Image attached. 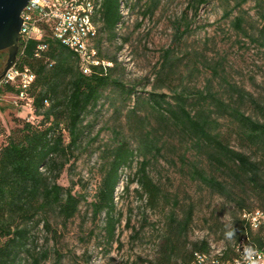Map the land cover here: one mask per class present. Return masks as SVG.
<instances>
[{"label": "trees", "instance_id": "16d2710c", "mask_svg": "<svg viewBox=\"0 0 264 264\" xmlns=\"http://www.w3.org/2000/svg\"><path fill=\"white\" fill-rule=\"evenodd\" d=\"M209 1H188L182 15L172 23L176 43L193 31L192 17ZM247 1L235 0L223 17L227 18ZM255 2L261 15V25L255 34L245 32V19L241 15L231 24L235 31L264 48V0ZM159 3L160 0L135 2L144 7L141 11L144 17L152 14ZM120 17L119 0H103L97 47L99 57L111 66L94 67L88 75L79 70L75 53L48 30L42 40L46 50L39 57L35 56L37 42L30 41L15 58L16 67H26L35 76L26 93L32 99V114L40 119L37 124L21 121V127L0 142V264H24L29 259L32 264H41L47 253L38 252L36 229L42 224L50 231L51 216L68 222L79 213L81 202H85L84 195L74 192L75 186L83 183L81 179H70L67 187L58 180L65 167L72 166L69 162L74 154L88 143L85 138L90 135L91 124L84 121L97 108L104 92L112 85L119 86L125 93L124 102L133 93L113 78L119 67L117 58L104 57L107 41L117 40L115 27ZM126 27L119 36L123 44L128 40L122 38ZM103 41L106 44L102 47ZM121 46L117 47L118 52ZM170 55L169 48L162 52L163 68L174 64ZM217 67L213 68V74ZM1 86L2 92L20 93L13 85ZM139 104L148 108L145 114L139 112ZM125 119L128 131L112 129V144L105 145L100 152L99 182L93 200L88 203L93 220L105 217L102 230L107 243L115 241L121 222L115 203L121 170L134 167L123 190L136 183V192L145 198L147 208L164 211L170 208L155 264L189 262L195 252L209 251L210 242L206 238L186 247L194 217L193 204L179 208L180 215L176 213L179 201L174 199L172 203L167 191L149 173L153 160L171 152L176 154V161L170 162L179 164L193 183L234 204L232 227L236 229V238L222 243L223 259L237 256L232 246L246 233L259 247L264 245V224L252 230L242 217L255 210L264 212V98L259 99L243 86L222 77L218 89L209 79L202 89L174 90L171 97L159 93L137 97ZM252 198L256 200L255 206L248 204ZM139 231L134 230L132 239L137 238Z\"/></svg>", "mask_w": 264, "mask_h": 264}, {"label": "rangeland", "instance_id": "374dc122", "mask_svg": "<svg viewBox=\"0 0 264 264\" xmlns=\"http://www.w3.org/2000/svg\"><path fill=\"white\" fill-rule=\"evenodd\" d=\"M188 1L160 0L153 13L145 17L141 14L144 7L134 3L129 18L132 21L122 34V38L127 37V42L107 41L104 57L115 56L119 63L113 78L126 89H132L133 93L124 102L125 93L119 86L112 85L104 92L97 108L86 115L84 124H91L90 135L85 138L88 143L74 154L69 162L73 163L72 166H66L58 180L59 184L67 187L70 179H81L83 183L75 186L74 192L84 195L85 202H81L79 213L68 222L51 216L50 231L42 224L36 229L38 252L47 253L41 264L156 263L170 208L166 207L165 211L147 208L145 198L136 192V183L130 184L127 191L123 190L134 173V167L121 170V179L115 191L116 211L121 222L111 244L105 240L102 230L104 215L93 220L88 207L99 182L100 152L105 145L112 144V129L128 131L125 114L137 97L144 98L149 93L171 97L174 90L202 89L209 79L218 89L220 79L227 77L259 99L264 98V48L235 31L231 24L236 16L241 15L245 19V32L255 34L261 25L260 8L255 0H248L227 18L223 14L234 5L235 0H210L192 17L193 31L176 43L172 23L182 15ZM119 45L123 46L118 52ZM168 48L171 49L170 57L174 64L163 68L162 52ZM219 62L220 67H217ZM214 67H217L215 74L212 71ZM1 90L0 85V142H3L12 130L21 127V121L30 120L37 124L40 118L35 117L33 109L27 107L28 99H31L27 93L19 98ZM138 109L141 114L148 111L142 104ZM248 112L251 110L248 109ZM131 145L135 147L136 144L132 141ZM172 159L176 161V154L168 152L153 160L149 173L167 191L171 202L174 199L179 201L176 213L180 215L179 208L193 204L194 217L186 247L189 248L190 242L203 238L217 245L227 243L229 240L225 238V232L232 227L234 204L211 194L197 182L193 183L183 174L179 164L170 162ZM255 201L252 198L248 204L255 206ZM134 230L140 231L137 238L132 239ZM24 264L32 263L29 259Z\"/></svg>", "mask_w": 264, "mask_h": 264}, {"label": "built area", "instance_id": "2783aa9c", "mask_svg": "<svg viewBox=\"0 0 264 264\" xmlns=\"http://www.w3.org/2000/svg\"><path fill=\"white\" fill-rule=\"evenodd\" d=\"M135 2L136 0H119L121 17L115 27L118 41L124 26L132 21L129 18ZM102 3L103 0H29L21 13L22 24L17 55L23 52L30 41H36L35 56L39 57L46 50V44L42 40L45 31L48 30L55 39L75 53L78 68L84 75L90 74L94 67L111 66L110 62L101 59L98 54L97 40L100 36L98 18ZM105 44L103 41L101 46ZM34 78V74L28 68L16 67L14 60L13 65L1 79L0 85H13L20 90L18 97L23 98ZM31 100L28 99L27 103L30 110ZM242 217L252 230H257L264 224V212L261 210L244 213ZM245 245L256 247L261 253V256L257 257L259 264H264V245L259 247L250 240L247 233L232 246L237 254L233 259H223L224 247L210 243L208 252H195L191 261L179 264H245L243 256Z\"/></svg>", "mask_w": 264, "mask_h": 264}, {"label": "water", "instance_id": "95a60500", "mask_svg": "<svg viewBox=\"0 0 264 264\" xmlns=\"http://www.w3.org/2000/svg\"><path fill=\"white\" fill-rule=\"evenodd\" d=\"M29 0H0V51L10 54L0 81L13 65L18 52L19 31L22 24L21 13Z\"/></svg>", "mask_w": 264, "mask_h": 264}, {"label": "clouds", "instance_id": "9594fccd", "mask_svg": "<svg viewBox=\"0 0 264 264\" xmlns=\"http://www.w3.org/2000/svg\"><path fill=\"white\" fill-rule=\"evenodd\" d=\"M225 238L227 240L236 238V229L232 227L230 230L226 231ZM243 256L245 264H259L257 257L261 256V253L256 247L245 245L243 247Z\"/></svg>", "mask_w": 264, "mask_h": 264}, {"label": "flooded vegetation", "instance_id": "af4514ba", "mask_svg": "<svg viewBox=\"0 0 264 264\" xmlns=\"http://www.w3.org/2000/svg\"><path fill=\"white\" fill-rule=\"evenodd\" d=\"M9 54H10L9 50L0 51V76L4 72V69L8 61Z\"/></svg>", "mask_w": 264, "mask_h": 264}]
</instances>
